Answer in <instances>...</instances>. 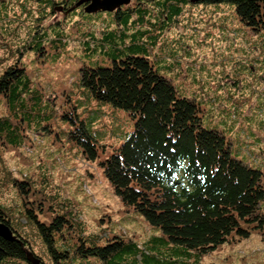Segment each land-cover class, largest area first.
Wrapping results in <instances>:
<instances>
[{
	"label": "trees",
	"instance_id": "obj_1",
	"mask_svg": "<svg viewBox=\"0 0 264 264\" xmlns=\"http://www.w3.org/2000/svg\"><path fill=\"white\" fill-rule=\"evenodd\" d=\"M80 1L16 0L10 9L2 10V32L8 30L6 35L17 39V60L0 73V104L8 103L13 109L0 115V153L8 145L21 144L18 128L22 119L16 108L29 109L27 97L31 94L24 96L30 85L21 62L24 50L35 44V52H44L50 34L46 29L39 32L38 24L56 8L74 18L77 13H91ZM221 2L234 5L238 19L253 31L264 28V0H135L124 12H114L107 27L116 25L119 35L130 29L133 36H142L153 26L191 23L193 7ZM8 3L0 0V8ZM13 20L16 25H11ZM27 21L31 22L27 25L31 42L19 46L26 29L21 26ZM101 32L103 39H115L116 32ZM85 34L88 39L97 38L95 32ZM105 47L103 52L113 55L112 64L83 66L81 84L95 100L125 110L133 118L134 128L99 163L123 204L158 228L162 233L158 239L169 246L157 244L156 238L143 247L117 236L104 239L105 244L98 243L102 237L84 239L73 209L50 197L45 186V191L39 190L33 177L26 174L23 180L10 178V186L20 198L15 214L22 215L26 223L16 217L13 221L10 209L0 205V225L11 234L0 235V264H44L33 252L27 224L34 227L52 264H62L72 251L84 258L98 257L103 264H200L201 255L230 238H246L253 229L264 227L262 171L233 157L223 133L202 126L199 103L180 95L146 55L117 57L121 53L115 51L117 46L113 51ZM74 116L70 137L82 146L86 158L95 160L105 148ZM38 199L39 210L43 212L45 204L49 207L48 221H40L34 211Z\"/></svg>",
	"mask_w": 264,
	"mask_h": 264
},
{
	"label": "rangeland",
	"instance_id": "obj_2",
	"mask_svg": "<svg viewBox=\"0 0 264 264\" xmlns=\"http://www.w3.org/2000/svg\"><path fill=\"white\" fill-rule=\"evenodd\" d=\"M14 2L9 0L0 8V14ZM114 12L103 9L84 16L77 13L74 18L56 8L38 24L39 32L46 29L50 40L44 43L43 53L35 52L34 44L22 54L21 62L30 82L24 94L31 93L27 97L29 109L16 108L22 119L18 128L21 144L8 145L0 153V205L10 209L13 221L15 217L22 219V215L15 214L20 198L10 186V178L23 180L30 174L39 190L45 191V186L52 193L48 192L50 197L73 209L78 232L84 239L102 237L98 243L105 244L104 239L117 236L143 247L156 238L157 244L167 247L168 243L158 239L162 235L158 228L123 204L99 163L130 135L134 120L125 110L89 96L81 84L80 69L110 66L113 55L111 51L103 52L104 45L106 51L117 46L115 51L121 52L117 57L146 55L180 95L199 103L202 126L221 131L233 157L262 171L264 186V28L253 31L238 19L234 5L221 2L193 7L191 23L153 26L142 36H133L130 29L119 35L116 25L107 27ZM11 22L16 25L15 20ZM30 24L23 22L21 27L26 29L19 46L31 42L32 33L27 28ZM2 28L0 16V73L17 60V39L13 42L6 35L8 30L2 32ZM104 29L116 32L115 39H103ZM85 32H95L97 38L90 34L93 39H88ZM0 108V115L13 112L8 103L0 104ZM74 113L78 117L75 122L83 121L105 148L99 150L95 160L86 158L82 146L70 137ZM38 202L39 199L33 205L38 219L48 221L49 207L45 204L42 212ZM260 211L264 213V200ZM26 228L33 252L44 264H52L34 227L27 224ZM199 262L264 264V227L253 229L246 238H230L201 255ZM62 264L103 263L98 257L84 258L72 251Z\"/></svg>",
	"mask_w": 264,
	"mask_h": 264
},
{
	"label": "water",
	"instance_id": "obj_3",
	"mask_svg": "<svg viewBox=\"0 0 264 264\" xmlns=\"http://www.w3.org/2000/svg\"><path fill=\"white\" fill-rule=\"evenodd\" d=\"M84 1L85 0H81L80 3ZM128 1L129 0H102V1L93 0V3H91L90 5L86 7V11L94 12V11L103 10V9L113 10L115 6L128 2ZM0 235L5 236V237L11 236L9 230L1 225H0Z\"/></svg>",
	"mask_w": 264,
	"mask_h": 264
},
{
	"label": "flooded vegetation",
	"instance_id": "obj_4",
	"mask_svg": "<svg viewBox=\"0 0 264 264\" xmlns=\"http://www.w3.org/2000/svg\"><path fill=\"white\" fill-rule=\"evenodd\" d=\"M100 1H102V0H100ZM84 2H85L84 4H87V6H88L91 3H93V0H85ZM134 2H135V0H129L128 2H125V3H122L120 5L115 6L113 10L115 12L116 11H121V12L123 11L124 12L125 10L131 8V6L134 4Z\"/></svg>",
	"mask_w": 264,
	"mask_h": 264
}]
</instances>
